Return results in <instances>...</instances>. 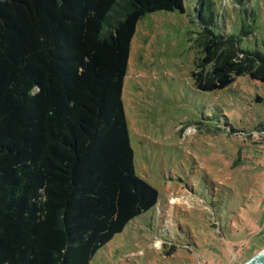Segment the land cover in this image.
Returning a JSON list of instances; mask_svg holds the SVG:
<instances>
[{
	"label": "trees",
	"instance_id": "obj_1",
	"mask_svg": "<svg viewBox=\"0 0 264 264\" xmlns=\"http://www.w3.org/2000/svg\"><path fill=\"white\" fill-rule=\"evenodd\" d=\"M184 1L0 0V264H90L156 207L158 192L135 172L122 91L138 22L183 14ZM229 2L237 35L214 34L199 3L198 91L240 77L264 84V43L240 49L257 37V15Z\"/></svg>",
	"mask_w": 264,
	"mask_h": 264
},
{
	"label": "rangeland",
	"instance_id": "obj_2",
	"mask_svg": "<svg viewBox=\"0 0 264 264\" xmlns=\"http://www.w3.org/2000/svg\"><path fill=\"white\" fill-rule=\"evenodd\" d=\"M222 1L207 0L211 29L237 35L241 13ZM244 2L258 26L240 49H262L264 0ZM199 3L137 24L122 102L135 172L159 199L90 264H245L264 251V133H256L264 131V84L240 77L222 90L196 89L197 15L207 14Z\"/></svg>",
	"mask_w": 264,
	"mask_h": 264
},
{
	"label": "water",
	"instance_id": "obj_3",
	"mask_svg": "<svg viewBox=\"0 0 264 264\" xmlns=\"http://www.w3.org/2000/svg\"><path fill=\"white\" fill-rule=\"evenodd\" d=\"M245 264H264V251L255 255L252 259H250Z\"/></svg>",
	"mask_w": 264,
	"mask_h": 264
},
{
	"label": "bare ground",
	"instance_id": "obj_4",
	"mask_svg": "<svg viewBox=\"0 0 264 264\" xmlns=\"http://www.w3.org/2000/svg\"><path fill=\"white\" fill-rule=\"evenodd\" d=\"M173 200L177 201L178 203H188V200L185 198H183L182 200H180V199L177 200V199L173 198Z\"/></svg>",
	"mask_w": 264,
	"mask_h": 264
},
{
	"label": "flooded vegetation",
	"instance_id": "obj_5",
	"mask_svg": "<svg viewBox=\"0 0 264 264\" xmlns=\"http://www.w3.org/2000/svg\"><path fill=\"white\" fill-rule=\"evenodd\" d=\"M204 76H205V77H204L203 83L206 84V82H207V78H208L207 71H205ZM203 92H205V91H203Z\"/></svg>",
	"mask_w": 264,
	"mask_h": 264
}]
</instances>
